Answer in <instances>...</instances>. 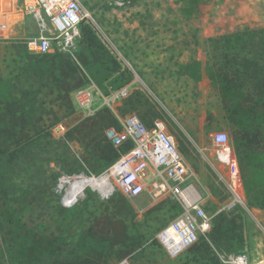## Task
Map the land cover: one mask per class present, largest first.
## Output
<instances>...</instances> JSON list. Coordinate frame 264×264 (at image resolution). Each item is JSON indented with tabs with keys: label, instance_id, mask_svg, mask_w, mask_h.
I'll use <instances>...</instances> for the list:
<instances>
[{
	"label": "rangeland",
	"instance_id": "1",
	"mask_svg": "<svg viewBox=\"0 0 264 264\" xmlns=\"http://www.w3.org/2000/svg\"><path fill=\"white\" fill-rule=\"evenodd\" d=\"M80 1L90 16L80 27L76 52L80 50L82 28L87 26L134 72L129 95L117 103L120 115L164 120L190 167L189 179L205 197V208L214 216L223 211L224 224L234 222V230L246 238L243 249L229 251L235 244L228 232L213 235L211 231L206 236L208 247L200 238L195 251L187 248L172 256L157 235L180 213L174 199L153 200L148 192L130 199L119 190L103 198L97 190L87 188L86 197L78 203L87 198L88 190L92 191L89 212L98 215L99 228L104 232L109 223L117 222L108 234L117 241V248L123 247L128 232L138 239L131 256L109 264H207V253L225 264L224 257L239 252H245L252 264H264V0ZM22 15H16L17 24L16 18L12 21L14 27H20L19 35L12 40L0 39V75H7L12 67L6 55L12 41L26 44L25 36L37 31L33 17ZM227 52L236 55V86L219 76L228 63ZM77 89L71 94L74 113L50 127L53 138L67 142L76 153L78 147L66 133L79 120L96 114L87 115L79 105ZM101 93L93 90L95 106L103 102ZM216 132L227 134V154L217 151L213 141ZM236 159L242 202L233 204L234 193L227 177ZM27 161L13 166L15 185L7 196L0 195V264H10L8 249L14 264L24 260L20 248L26 238L44 244L53 239L62 227L57 209L78 204L66 206L61 202L59 177L85 171L68 173L54 161L47 167H33ZM125 199L130 208L125 206ZM116 209L122 213L115 214ZM111 214L114 217L107 219ZM88 218L87 227L96 219L89 214ZM74 244L76 239L69 247ZM77 248L83 249L80 245ZM27 254H34L33 247Z\"/></svg>",
	"mask_w": 264,
	"mask_h": 264
},
{
	"label": "trees",
	"instance_id": "2",
	"mask_svg": "<svg viewBox=\"0 0 264 264\" xmlns=\"http://www.w3.org/2000/svg\"><path fill=\"white\" fill-rule=\"evenodd\" d=\"M18 7L11 8L10 16L11 26L17 35L20 32L12 21L16 15L23 14ZM17 19L18 17L16 24ZM83 22L84 20L81 25ZM82 30L80 50L76 52L75 57L60 51L31 53L24 41H12V48L6 51L12 67L7 75H0V195L7 196L14 187L11 172L20 160H28L29 166L33 167H47L54 161L68 173L83 170L100 174L132 145L130 141H126L120 146H115L108 137L107 130L111 127L119 128V123L107 106L98 109L91 118L77 119L79 121L76 125L66 133V138L72 141L73 145H77V153L72 152L67 142H60L52 136L50 127L74 113L71 94L75 89L94 82L103 94L108 95L129 85L134 78L133 70L102 43L94 31L87 26ZM12 39L10 37L4 40ZM225 56L229 57L228 63L221 69L219 76L227 84L236 86V55L227 52ZM232 67L233 71L230 69ZM261 93L264 97V89ZM123 98L117 100L116 109L117 103ZM119 109L122 111L121 106ZM155 119L144 121L150 124ZM92 196V191L88 190L87 198L72 208L60 206L57 209L62 217L60 233L45 244L28 238L23 240L20 254L24 256V260L16 264H109L114 259L120 261L131 256L135 241L138 240L136 235L128 232L123 247L117 248V241L108 235L114 230L117 222L109 223L107 232L99 228L101 219L93 211L89 212ZM124 204L129 208L131 206L127 199ZM121 211L116 209L115 214H120ZM223 213L220 211L213 217L210 232L220 235L227 231L235 244L228 250L239 251L245 247L246 238L237 228L234 230V222L224 224ZM88 214L89 217L96 218L90 220L92 224L89 227L86 226L90 219ZM115 214L107 216V219H111ZM237 221L238 217L236 227ZM210 232L200 236L203 245L207 247L209 244L206 236L211 234ZM73 239H76V244L70 248ZM78 245L83 249H78ZM31 247L34 254L29 255L27 253ZM197 247L196 242L188 249L195 251ZM9 252L12 251H6L10 259L7 260L14 264ZM205 256L207 264H221L216 256L209 253Z\"/></svg>",
	"mask_w": 264,
	"mask_h": 264
},
{
	"label": "built area",
	"instance_id": "3",
	"mask_svg": "<svg viewBox=\"0 0 264 264\" xmlns=\"http://www.w3.org/2000/svg\"><path fill=\"white\" fill-rule=\"evenodd\" d=\"M15 5L19 6L23 16H32L36 24V33L25 36L28 51L35 54L60 51L75 57L81 22L90 16L80 0H0V39L17 35L10 23L11 8L16 7ZM93 90L100 91L94 82L76 90L79 105L89 116L103 106L109 107L118 120L119 128H109L107 135L110 130H113V134L108 137L115 146L126 141H130L132 145L101 175L85 172L72 176L61 175L58 184L61 202L66 206L75 205L86 197L87 188L97 190L103 198H108L117 190L130 199L144 192H148L153 200L171 197L179 204L180 213L158 232L157 237L172 256L182 253L195 244L200 236L210 232L214 215L205 208V197L189 179L190 167L180 152L175 137L167 131L164 120L160 118L147 124L137 114L120 115L115 104L118 99L127 96L129 85L108 95L101 93L103 102L99 107L95 106ZM58 127L64 130L63 124ZM213 141L220 154L229 149L225 132L214 133ZM231 169L227 181L234 193L232 203L236 201L237 204L242 202L237 159L232 160ZM83 176L92 179L107 176L108 181L102 189L86 186L79 196H73V182ZM223 261L225 264H252L245 252L226 256Z\"/></svg>",
	"mask_w": 264,
	"mask_h": 264
},
{
	"label": "bare ground",
	"instance_id": "4",
	"mask_svg": "<svg viewBox=\"0 0 264 264\" xmlns=\"http://www.w3.org/2000/svg\"><path fill=\"white\" fill-rule=\"evenodd\" d=\"M85 178L81 177L77 180H75L73 182V191H74V195H78L81 194L82 190L86 187V186H92L93 188L97 189H102L106 184H107V176H103L97 179H92L89 178L88 176H84Z\"/></svg>",
	"mask_w": 264,
	"mask_h": 264
},
{
	"label": "crops",
	"instance_id": "5",
	"mask_svg": "<svg viewBox=\"0 0 264 264\" xmlns=\"http://www.w3.org/2000/svg\"><path fill=\"white\" fill-rule=\"evenodd\" d=\"M18 28L20 29V27H18ZM16 29H17V27H16ZM17 30H18V29H17ZM133 82H134V81H132V82L129 84V89L132 88V84H133ZM101 104H102V103L98 104V107L101 106Z\"/></svg>",
	"mask_w": 264,
	"mask_h": 264
},
{
	"label": "water",
	"instance_id": "6",
	"mask_svg": "<svg viewBox=\"0 0 264 264\" xmlns=\"http://www.w3.org/2000/svg\"><path fill=\"white\" fill-rule=\"evenodd\" d=\"M111 134H113V130H110L108 133V135H111Z\"/></svg>",
	"mask_w": 264,
	"mask_h": 264
}]
</instances>
